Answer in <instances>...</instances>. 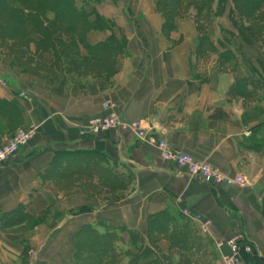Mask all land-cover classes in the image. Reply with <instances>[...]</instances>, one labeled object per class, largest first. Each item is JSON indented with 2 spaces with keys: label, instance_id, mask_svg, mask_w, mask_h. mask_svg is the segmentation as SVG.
Segmentation results:
<instances>
[{
  "label": "crops",
  "instance_id": "obj_1",
  "mask_svg": "<svg viewBox=\"0 0 264 264\" xmlns=\"http://www.w3.org/2000/svg\"><path fill=\"white\" fill-rule=\"evenodd\" d=\"M95 11L125 40L109 80L23 72L0 53V144L36 127L28 146L0 166V264H74L75 237L86 225L122 230L124 241L134 233L143 244L162 212L188 218L196 232L192 216L210 220L211 239L201 238L216 264L213 240L235 234L254 249L244 262L264 264V51L248 38L235 44V59L222 61L210 34L215 51L199 50L193 17H178L165 31L156 0H101ZM110 35L86 38L95 45ZM41 62L51 68L52 53ZM237 80L247 94H230ZM106 100L113 109L103 107ZM102 115L141 121L173 150L247 184L211 188L131 133L87 134V121ZM152 237L162 253H174L163 236Z\"/></svg>",
  "mask_w": 264,
  "mask_h": 264
},
{
  "label": "trees",
  "instance_id": "obj_2",
  "mask_svg": "<svg viewBox=\"0 0 264 264\" xmlns=\"http://www.w3.org/2000/svg\"><path fill=\"white\" fill-rule=\"evenodd\" d=\"M186 1L156 0L165 31L173 28L174 20L183 16L190 5L196 10V22H201L211 15L216 18L223 16L230 4L227 19L231 24H236L232 19L235 13L247 25L245 32L264 39V0H191L185 4ZM81 2L82 6L78 7L75 0H0L1 55L8 57L11 64L23 72L45 73L54 79L62 75L73 81L75 77L87 74L111 79L125 40L116 38L112 33L113 23L101 18L95 11L101 0ZM86 6L93 7L92 13L85 10ZM91 16L95 17L94 21L89 20ZM99 30L109 31L111 35L104 42L89 44L87 34ZM197 31L201 35L199 50L215 51L198 26ZM47 52L53 55L51 68L44 67L41 62V56ZM221 52L222 61L233 58L230 52ZM246 91L243 81L237 80L230 94L242 96L247 94ZM185 218L180 216L177 220L165 212L152 218L148 240L153 247L139 245L138 236L130 233V248L133 247L135 252L130 249L122 252L116 246L117 243L124 245L119 234L123 233L122 230L83 226L75 237L74 264H121L122 258L127 259L125 264H212L214 253ZM152 235L165 238L169 251L177 254L176 263L169 254H160L156 250L158 239Z\"/></svg>",
  "mask_w": 264,
  "mask_h": 264
},
{
  "label": "built area",
  "instance_id": "obj_3",
  "mask_svg": "<svg viewBox=\"0 0 264 264\" xmlns=\"http://www.w3.org/2000/svg\"><path fill=\"white\" fill-rule=\"evenodd\" d=\"M0 83L3 87L6 86L5 82L0 81ZM102 105L106 109L114 108V105L108 100L104 101ZM85 129L87 134L92 137L103 135L108 131L131 133L139 145L157 150L160 159L175 166L183 176L211 188L223 185L227 187L245 186L247 184V181L241 176H224L207 161H200L189 154L173 150L166 142L159 140L145 128L141 121H125L117 116L102 115L89 119ZM35 133L36 127L33 124H28L0 144V166L7 164L21 149L27 147ZM190 219L197 226L198 232L203 238L211 239L212 222L210 220L204 219L200 215H194ZM213 245L218 254V264H245L242 254H254L252 244L242 234L213 240ZM224 250L227 252L223 253Z\"/></svg>",
  "mask_w": 264,
  "mask_h": 264
},
{
  "label": "rangeland",
  "instance_id": "obj_4",
  "mask_svg": "<svg viewBox=\"0 0 264 264\" xmlns=\"http://www.w3.org/2000/svg\"><path fill=\"white\" fill-rule=\"evenodd\" d=\"M188 2L190 3L192 1L188 0V1L185 2V4H187ZM227 8L228 9H227L226 13H224L223 16H220V17L216 18V17H213L211 15V16H208V18H203L201 20V22H198V21L196 22V10H195L193 5H190L188 7V9L185 10L183 16H191V17H193L195 22H196V24H197V26L199 28H201L202 33L205 34V35L210 34L217 41L218 50H226V51L230 52L232 54V56H233L232 59H235L234 53L232 51L233 48H235V44L237 42H238L237 44H240L241 41H248L247 40L248 38L252 42L256 43L258 45V47L261 50L264 51V39L257 38L255 35H254V37H252L247 32H245L246 28H247V25H244L243 22H241L240 19H238V16L235 13H234V15H232V19L236 23L235 26H233L231 24L230 20L227 19V15L229 13V8H231V5L229 4L227 6ZM204 17H205V14H204ZM241 33H243V34H241ZM5 58H8V57L5 56ZM219 61L221 62V60H219ZM224 63L225 62H221V64H224ZM169 212L172 213V211H169ZM175 217L178 220L179 217H177V216H175ZM197 233L199 234L198 231H197ZM119 234L122 237V234L121 233H119ZM200 237H202V236L200 235ZM125 238H126V241H124L123 237H122V241H123L124 245L121 244V243H117L116 246L120 250H122V252H125L127 249H130L131 251L135 252V249L133 247L130 248V237L128 236V237H125ZM139 245L152 246L153 247V243L151 241H149V240L145 241L143 244L139 243ZM155 246H156V244H155ZM156 250L160 254L162 253V251L158 247L156 248ZM162 254H164V253H162ZM176 255H177L176 253H173V254L170 255L171 256L170 258H172L173 262H175V263L177 262V258H178ZM215 261H217L216 260V256H215V259H214L212 264H216ZM126 262H127V259L126 258H122L121 264H125Z\"/></svg>",
  "mask_w": 264,
  "mask_h": 264
}]
</instances>
